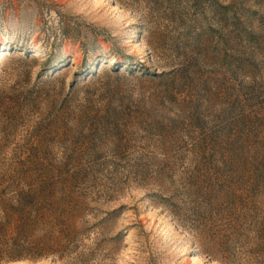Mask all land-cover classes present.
I'll use <instances>...</instances> for the list:
<instances>
[{
	"label": "rangeland",
	"instance_id": "rangeland-1",
	"mask_svg": "<svg viewBox=\"0 0 264 264\" xmlns=\"http://www.w3.org/2000/svg\"><path fill=\"white\" fill-rule=\"evenodd\" d=\"M11 125L58 185L1 264H264V0H0Z\"/></svg>",
	"mask_w": 264,
	"mask_h": 264
},
{
	"label": "trees",
	"instance_id": "trees-1",
	"mask_svg": "<svg viewBox=\"0 0 264 264\" xmlns=\"http://www.w3.org/2000/svg\"><path fill=\"white\" fill-rule=\"evenodd\" d=\"M12 126L0 140V264L46 254L43 232L55 218L58 185V175L39 161L37 134L15 143L13 130L7 132Z\"/></svg>",
	"mask_w": 264,
	"mask_h": 264
}]
</instances>
